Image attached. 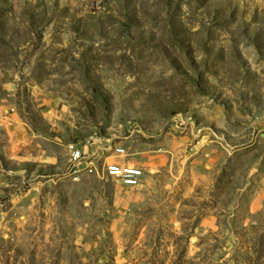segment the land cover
<instances>
[{"label":"rangeland","instance_id":"rangeland-1","mask_svg":"<svg viewBox=\"0 0 264 264\" xmlns=\"http://www.w3.org/2000/svg\"><path fill=\"white\" fill-rule=\"evenodd\" d=\"M0 264H264V0H0Z\"/></svg>","mask_w":264,"mask_h":264},{"label":"built area","instance_id":"built-area-1","mask_svg":"<svg viewBox=\"0 0 264 264\" xmlns=\"http://www.w3.org/2000/svg\"><path fill=\"white\" fill-rule=\"evenodd\" d=\"M111 155L103 156L106 150L95 143L83 145L70 143L67 146L68 159L65 175L73 182H80L87 176L111 178L124 188H138L144 183L146 172L143 168L125 162L129 157L122 145L110 147ZM111 157L121 158L123 161H108Z\"/></svg>","mask_w":264,"mask_h":264}]
</instances>
